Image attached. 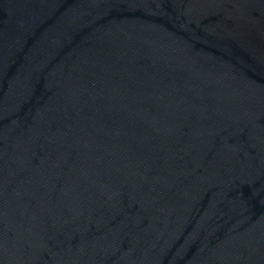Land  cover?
<instances>
[{
    "label": "water",
    "instance_id": "95a60500",
    "mask_svg": "<svg viewBox=\"0 0 264 264\" xmlns=\"http://www.w3.org/2000/svg\"><path fill=\"white\" fill-rule=\"evenodd\" d=\"M0 264H264V0H0Z\"/></svg>",
    "mask_w": 264,
    "mask_h": 264
}]
</instances>
